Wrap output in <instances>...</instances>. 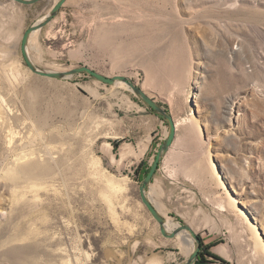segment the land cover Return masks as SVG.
<instances>
[{
	"label": "rangeland",
	"instance_id": "rangeland-1",
	"mask_svg": "<svg viewBox=\"0 0 264 264\" xmlns=\"http://www.w3.org/2000/svg\"><path fill=\"white\" fill-rule=\"evenodd\" d=\"M57 2L0 0V264H182L194 239L139 192L168 124L125 83L24 61ZM31 36L35 66L126 77L171 114L146 195L194 264H264V0H66Z\"/></svg>",
	"mask_w": 264,
	"mask_h": 264
},
{
	"label": "water",
	"instance_id": "water-1",
	"mask_svg": "<svg viewBox=\"0 0 264 264\" xmlns=\"http://www.w3.org/2000/svg\"><path fill=\"white\" fill-rule=\"evenodd\" d=\"M10 1H13V2L21 4V5L30 6V5H34L38 2H40L41 0H10ZM65 2H66V0H58V2L51 8L48 15H46L42 20L35 23L34 25L29 27L25 31V33L22 37V43H21V52H22L24 61L27 65L28 69L32 73H34L38 76H41V77H46V78H51V79H56V80H62V79L69 78L72 76H76L79 74H86V75L92 77L93 79H95L101 83H104L108 86H113L116 83H125L132 90V92L148 107V109L154 115H156L158 118L162 119L164 122H166L168 124V127H169L168 137L162 143L160 149L157 151V153L155 155V159L153 160V163H152L147 175L144 177V179L140 183V187H139L140 199H141V203L148 210L151 218L158 223V225L160 227V233L164 238L173 239L178 234H180L181 232H187L190 234V236L194 239V241L196 243V248L193 251V253L191 254V256L182 264H194L198 259V254L200 252V247H201V242H200L199 237L197 235H195L193 230L188 225H186L185 223H182L180 226H178L173 231L168 232L165 229V224L167 221L159 214L157 209L153 206V204L150 202V200L147 198V195H146L148 186L150 185L152 178L155 175L156 171L159 169V163L161 161V158L167 153V151L172 146V143L175 139L176 126H175V122H174L171 114L166 109L162 108L159 104L155 103V101H153L151 98H149L142 91V89L140 87L136 86L130 79H128L126 77L116 76L113 78H108V77L103 76V75H101V74L95 72L94 70H92L88 67H85V66L75 68V69H72V70L67 71V72H49V71H45V70L35 66L31 62V60L29 59L28 52H27V45H28L30 35L33 32L44 28L50 21H52L58 15L61 7L64 5Z\"/></svg>",
	"mask_w": 264,
	"mask_h": 264
},
{
	"label": "bare ground",
	"instance_id": "bare-ground-1",
	"mask_svg": "<svg viewBox=\"0 0 264 264\" xmlns=\"http://www.w3.org/2000/svg\"><path fill=\"white\" fill-rule=\"evenodd\" d=\"M35 32H37V31H35ZM33 33H34V32H33ZM33 33H32V34H33ZM32 34H31V35H32ZM31 35H30V36H31ZM31 37H32V36H31ZM118 84H122V83H116V85H118ZM176 125H177V124H176ZM177 227H178V226H177ZM177 227L174 226V225H172L171 229L168 230V228H169V223L166 222V224H165V229H166L168 232H171L172 229L174 230V229H176ZM173 230H172V231H173ZM177 236H179V235H177ZM186 241H187V240H186ZM182 242H183V241H182ZM187 245H190V249L186 250L185 248H183L184 251H186V252H187V251H188V252H189V251L192 252V251H193V241H192L191 239H188V244H187ZM187 245H186V246H187Z\"/></svg>",
	"mask_w": 264,
	"mask_h": 264
},
{
	"label": "trees",
	"instance_id": "trees-1",
	"mask_svg": "<svg viewBox=\"0 0 264 264\" xmlns=\"http://www.w3.org/2000/svg\"><path fill=\"white\" fill-rule=\"evenodd\" d=\"M147 173H148V171L145 172L144 177L147 175ZM144 177H143V179H144ZM143 179H142V180H143ZM142 180H140V183L142 182ZM200 255H201V249H200V252H199V254H198V257H200Z\"/></svg>",
	"mask_w": 264,
	"mask_h": 264
},
{
	"label": "crops",
	"instance_id": "crops-1",
	"mask_svg": "<svg viewBox=\"0 0 264 264\" xmlns=\"http://www.w3.org/2000/svg\"><path fill=\"white\" fill-rule=\"evenodd\" d=\"M139 152H140V150H139ZM162 261V260H161ZM162 262H160V264H161Z\"/></svg>",
	"mask_w": 264,
	"mask_h": 264
}]
</instances>
